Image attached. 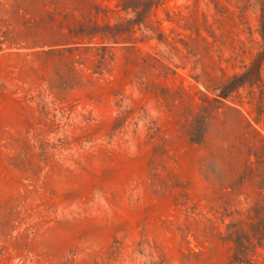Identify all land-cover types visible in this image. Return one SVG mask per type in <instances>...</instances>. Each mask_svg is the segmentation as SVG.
Masks as SVG:
<instances>
[{"label": "rangeland", "instance_id": "374dc122", "mask_svg": "<svg viewBox=\"0 0 264 264\" xmlns=\"http://www.w3.org/2000/svg\"><path fill=\"white\" fill-rule=\"evenodd\" d=\"M125 3L0 0V264H241L227 225L264 212V69L233 78L264 50V0ZM252 241L242 264H264Z\"/></svg>", "mask_w": 264, "mask_h": 264}, {"label": "trees", "instance_id": "16d2710c", "mask_svg": "<svg viewBox=\"0 0 264 264\" xmlns=\"http://www.w3.org/2000/svg\"><path fill=\"white\" fill-rule=\"evenodd\" d=\"M141 2V5L135 6V5H129L128 3H125L122 7L124 10L132 9L135 13L138 15L141 14L140 8L142 4L144 6H156L160 5L165 0H138ZM138 24V23H136ZM122 24L116 25V26H108V29L110 30L109 34H112L113 40H115V36L117 34H120L122 31ZM260 34L262 37V40L264 42V16L262 17L261 21V28H260ZM66 40L71 39L72 32L68 35L63 34L62 35ZM106 36V34L104 35ZM104 36L102 38H104ZM264 69V50L259 53L257 58L253 61L251 67L242 75H237L233 79L238 80H246L250 76H258L262 73ZM230 80L227 81V84H224L223 87L215 88V90H220V97L226 98L228 96L229 92L231 91V88L228 87V83ZM232 81V80H231ZM226 83V82H224ZM244 85L246 84L243 83ZM251 84V83H250ZM242 86V85H241ZM252 86V85H251ZM191 138L193 141L199 142L204 134L201 133V131L196 128L192 129ZM253 223L250 225L251 233H247L241 228V221L238 222H231L227 225V231H228V239L233 241L235 243V254H234V260L237 263H249L251 258V252L254 248H256V243L252 241V239L257 240L258 244H262L264 241V212L259 209V207L255 206L251 208L249 211V217H248Z\"/></svg>", "mask_w": 264, "mask_h": 264}]
</instances>
